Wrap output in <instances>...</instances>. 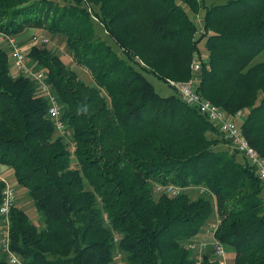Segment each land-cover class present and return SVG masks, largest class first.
Wrapping results in <instances>:
<instances>
[{
  "label": "trees",
  "instance_id": "16d2710c",
  "mask_svg": "<svg viewBox=\"0 0 264 264\" xmlns=\"http://www.w3.org/2000/svg\"><path fill=\"white\" fill-rule=\"evenodd\" d=\"M28 29L65 36L94 83L42 48L48 42L28 49L31 70L44 73L60 105L57 131L48 100L0 45V165L40 222L10 208L9 247L23 264H115L116 252L125 264H217L190 248L212 215L213 238L233 250L232 264H264L255 168L218 147L228 140L210 137L221 133L197 108L176 91L161 96L143 74L164 83L196 76L202 97L227 114L242 111L243 135L264 157V61L254 62L264 50V0H0V33ZM157 184L181 191L157 193ZM0 264H9L2 252Z\"/></svg>",
  "mask_w": 264,
  "mask_h": 264
},
{
  "label": "built area",
  "instance_id": "2783aa9c",
  "mask_svg": "<svg viewBox=\"0 0 264 264\" xmlns=\"http://www.w3.org/2000/svg\"><path fill=\"white\" fill-rule=\"evenodd\" d=\"M48 39L42 35L32 34L24 44L22 41L9 34L0 33V45L5 46L7 53L11 58V68L31 77L35 82L37 89L41 96L45 97L49 106L47 109L48 116L53 120L57 131L62 132L65 129V123L60 117V105L52 93L50 85L45 80V75L42 71H33L29 66L27 59V51L32 45L47 43ZM190 68L192 72H197L200 69V61L193 58ZM167 83L170 87L175 89L181 100L189 106L197 108V110L204 115L217 129L225 135L229 140L233 149L239 152L245 160L252 165L261 182L264 184V157L253 148L243 135L240 127L242 119V111H237L234 114H227L220 106L215 105L210 100L202 97L197 90L198 79L193 76L185 81H174L168 79ZM5 185L1 192L0 199V249L6 256L9 264H23L22 259L15 254L9 247V219L8 214L10 208L16 204V192L13 184L8 180H3ZM155 191L157 193H164L169 196H174L181 191L180 188L171 185H156ZM215 226L212 225L210 232L213 235ZM210 247L217 264H228L226 262V249L224 245L212 239L211 243H191L190 248L197 250L199 254L202 250Z\"/></svg>",
  "mask_w": 264,
  "mask_h": 264
},
{
  "label": "rangeland",
  "instance_id": "374dc122",
  "mask_svg": "<svg viewBox=\"0 0 264 264\" xmlns=\"http://www.w3.org/2000/svg\"><path fill=\"white\" fill-rule=\"evenodd\" d=\"M72 0H59V3L65 4V3H69ZM204 4L209 5L212 3H222L225 0H201ZM96 9V8H95ZM202 16V10L201 12L195 17L196 21L200 22ZM95 26H96V34L99 35L101 37V39H103L108 45H110L113 49L117 50L118 53L119 48L117 47V45L114 43V41L107 36V34L104 31L103 26H101L99 23H97L96 21L94 22ZM30 30V34L32 33H39L44 35L45 37L48 38V43L44 46H42V48H47L52 52L58 53L61 57V60L68 66L70 67L73 71L76 72L78 78L80 80H82L84 83L88 84V85H92L93 79L90 75V73L81 65H79L72 57L71 53L69 52L67 46H66V38L65 36L61 35V34H52L50 32H48L47 30L44 29H28ZM5 47V46H4ZM201 50H202V55H206V51L204 49L203 46V41L200 44ZM203 58H206L203 57ZM258 61H264V50H262V52H260V54H258L255 58H254V62H258ZM136 68H138V66L134 65ZM15 71V70H14ZM16 72V71H15ZM143 74L145 75L146 79L154 86L155 90L157 93H159L161 96H168L170 94H173L175 92V89L171 88L169 86V84L166 82L164 83L162 80H159L158 78H156L153 74L151 73H146L143 72ZM174 80V79H172ZM174 81H181V80H174ZM185 81V80H184ZM243 116V113H242ZM220 132V131H219ZM221 133V132H220ZM218 137V138H223L226 139L227 138L221 133V134H210V137ZM220 149H224V150H229L230 152L234 151L235 149H233L230 145V142L228 140V144L227 143H223L220 144L218 146ZM70 149H72V147L70 146ZM237 158L239 161H244L245 158L241 155V154H237ZM74 163V162H73ZM8 181L12 182L14 180V176H13V180H11L10 178L7 179ZM14 188H15V192H16V204L15 206H18L20 208H22L23 210H25L28 214V216L30 217V219L33 221V223L40 225V222L38 220V215L37 212L32 204V202L30 201V199L26 196L25 190H22V188L18 187L17 184L14 182L12 183ZM189 194L194 196L196 195V193L199 191L198 188H188ZM212 224L213 226H215L218 223L217 217L216 215H212L207 224ZM206 224V225H207ZM210 225V226H212ZM209 226V227H210ZM211 243V241L207 242L206 244L209 245ZM197 250H194V252H196ZM203 253H206L207 255H209L210 257H212V259L214 257L213 252L211 250L210 247H206L205 250H202V252H200L199 254L196 252L197 255H200V257L203 255ZM226 259L228 261V264H232L233 263V255L230 253V249H228L227 247V251H226ZM114 261L115 264H125V261L123 259V254L116 252L115 257H114Z\"/></svg>",
  "mask_w": 264,
  "mask_h": 264
},
{
  "label": "crops",
  "instance_id": "0c3cea01",
  "mask_svg": "<svg viewBox=\"0 0 264 264\" xmlns=\"http://www.w3.org/2000/svg\"><path fill=\"white\" fill-rule=\"evenodd\" d=\"M30 32H31L30 30H26L25 32L17 35L16 38L19 39L20 41H22V43L25 44L27 42L28 37L32 34V33L30 34ZM8 178L13 180L12 170L10 168H8L7 166L0 165V180H4V179L7 180ZM261 196L264 198V191L262 192ZM210 225H212V224L208 223L207 225H205V227L202 230H200L197 233V235L194 237V242L195 243H207L209 241H212L213 235L209 231L206 232L207 230H210V228L212 227ZM230 253L234 257V252H233L232 249H230ZM0 255H1V249H0ZM225 260L228 263L227 259H225Z\"/></svg>",
  "mask_w": 264,
  "mask_h": 264
}]
</instances>
